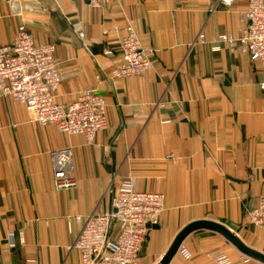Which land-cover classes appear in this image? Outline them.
I'll list each match as a JSON object with an SVG mask.
<instances>
[{"label": "crops", "instance_id": "0c3cea01", "mask_svg": "<svg viewBox=\"0 0 264 264\" xmlns=\"http://www.w3.org/2000/svg\"><path fill=\"white\" fill-rule=\"evenodd\" d=\"M247 2L111 0L92 7L85 0H0V45L11 43L21 23L36 43H55L61 80L54 100L69 102L97 87L107 116L89 144L81 134L30 122L24 105L0 94V264H79L78 251L65 247L80 225L68 226L66 217L108 211L109 189L128 176L136 190L164 195L141 264H156L197 219L226 225L264 253V230L247 218L264 194V66L221 40L239 34ZM128 23L141 45L154 49L152 66L109 78ZM61 147L72 150L71 190L52 183L49 151ZM19 230L23 242L15 236L10 247L7 233ZM215 249L240 264H262L205 229L188 234L167 264H211Z\"/></svg>", "mask_w": 264, "mask_h": 264}, {"label": "built area", "instance_id": "2783aa9c", "mask_svg": "<svg viewBox=\"0 0 264 264\" xmlns=\"http://www.w3.org/2000/svg\"><path fill=\"white\" fill-rule=\"evenodd\" d=\"M92 7H100L111 0H85ZM229 5L232 0H218ZM244 25L235 37L223 35L222 41L239 46L253 61L264 66V0H248L243 13ZM117 27L112 32H117ZM119 40L121 62L109 73V78H123L145 73L152 66L154 49L143 46L131 23L125 26ZM79 38L83 31L77 32ZM198 40H204L199 33ZM218 44L211 49L218 50ZM55 43H36L26 26L17 27L11 43L0 45V94L22 105L28 120L40 125H51L68 135L81 134L92 144L96 134L107 127L106 101L97 87L84 88L69 102H56L54 92L60 80V66L55 61ZM111 50L104 51L110 54ZM97 83L100 75L95 76ZM260 87L264 91V73ZM168 120H163L165 123ZM55 189L71 190L77 185L70 147L49 151ZM111 206L105 212L68 215V226L80 225L74 240L65 248L79 253V264H141L139 252L145 241L148 224H156L164 208L161 192L138 191L134 177L128 176L109 189ZM249 223L264 230V194L247 210ZM15 236L23 242L22 230L9 231L7 242L15 245ZM189 256L188 252H185ZM211 264H240L229 255L215 249L209 253ZM34 261V259H29Z\"/></svg>", "mask_w": 264, "mask_h": 264}, {"label": "water", "instance_id": "95a60500", "mask_svg": "<svg viewBox=\"0 0 264 264\" xmlns=\"http://www.w3.org/2000/svg\"><path fill=\"white\" fill-rule=\"evenodd\" d=\"M157 224H148L149 228H156ZM205 229L214 231L224 237L230 244H232L240 253L264 264V253L246 245L240 237L236 234L235 230L230 229L226 225L208 219H197L184 225L174 236L168 249L162 255L156 264H167L179 249L184 238L193 231Z\"/></svg>", "mask_w": 264, "mask_h": 264}]
</instances>
